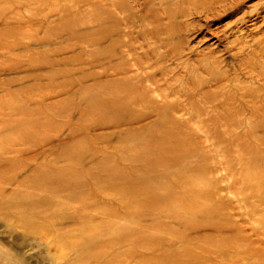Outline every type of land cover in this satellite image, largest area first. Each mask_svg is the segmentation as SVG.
Wrapping results in <instances>:
<instances>
[{"label": "rangeland", "instance_id": "obj_1", "mask_svg": "<svg viewBox=\"0 0 264 264\" xmlns=\"http://www.w3.org/2000/svg\"><path fill=\"white\" fill-rule=\"evenodd\" d=\"M125 78L114 92L135 89V105L99 111L97 87ZM163 121L184 158H116ZM72 167L120 173L31 193ZM160 200L175 211L141 208ZM84 245L103 258L81 260ZM231 245L264 264V0H0V264H215Z\"/></svg>", "mask_w": 264, "mask_h": 264}, {"label": "bare ground", "instance_id": "obj_2", "mask_svg": "<svg viewBox=\"0 0 264 264\" xmlns=\"http://www.w3.org/2000/svg\"><path fill=\"white\" fill-rule=\"evenodd\" d=\"M68 26L71 27L70 25H68ZM64 27H65V25H64ZM70 30H71V28H70ZM44 61H45V63L48 62L46 60H44ZM47 64H50V63H47ZM128 81H130V80H126V78H125V80H122V81L115 80V81H109L105 84H100L97 87L98 88L97 89L98 92L96 93L97 95H94L92 97L93 102L99 103L100 107L98 108V110L99 111H104V110L116 111V110H119L122 105L133 106L134 102L136 101L135 97H137L134 95L137 91H134V93H133V90H135V89H131L132 91L127 89L126 91H123L121 93L114 92L116 89L121 91L122 90L120 88L121 83L127 84ZM129 87L131 88V86H129ZM122 88L125 89V87H122ZM104 94H107L108 97L105 99H102L100 101L99 98H104ZM138 97H140V95ZM97 99H99V101ZM11 107L7 106V104H6V106H2L1 108L4 110H8ZM12 108H15V107H12ZM160 110L163 111L161 108H160ZM19 113H20L19 115L21 116L20 119L25 121L23 123H26L25 127H27V124L28 125L33 124L32 127H34V128L40 127L38 121H32V120L26 119L25 116H29L27 110L20 107ZM166 119L169 120V118H166ZM22 120L20 121L21 122L20 125L22 124ZM163 122L164 123H159L158 125H155L152 128L149 127L150 129H148V131H147L148 135L146 136L147 137L146 142L138 144L136 146H133L129 150L127 149V151L126 150L121 151V152L119 151L116 158H118L119 161H124V160H128V157L130 156V155H126V154H132V156H133L132 159L139 160L142 162V170L143 171H147V170H149V168L153 169V170L157 169V168L165 170V169H167L168 165H170V163L178 162L182 158H184V156L187 154L186 149H188V147L184 144L186 142V140H184L185 136L182 135V133H180L179 131H176L178 128L174 130L172 128L173 125L170 127L167 124H165V121H163ZM166 123H168V122H166ZM129 124H131V123L129 122ZM29 130H30V128H29ZM19 132L24 133L25 136L26 135L28 136V134H29L27 131H21V129H19ZM173 137L175 138L174 140H176L174 147H172V145H170V143H169V139L170 138L173 139ZM175 149H177V150H175ZM73 150L76 151L75 148L74 149L72 148V149H69L67 154L68 155L74 154ZM72 156H74V155H72ZM72 156L70 155L69 157H72ZM81 163H82L81 161H78L76 169L79 168ZM103 169L100 170L99 175H96V176L94 175L95 172H93V171L91 172V171H85V170L82 171L81 170L82 173H77L75 171L74 167L68 168L66 170H56V171L54 170L53 172H50V173H45V174L41 173L38 177L32 179L31 183H33V186L37 182H41V181L45 182L46 184H48V183L54 184V182L56 180H58V182H57L58 184L63 183V182L67 183L66 181L71 180V179L79 181L81 179L80 176H82V177H85L86 179H88L89 183L93 186L94 183L96 184V183H101V182H108L113 175L120 173V170H118L117 168H115V169H108L107 168L106 170H103ZM124 172H125L126 177H129L130 174L133 173L132 170H128V169ZM129 186L136 192V194L145 195L147 197H152L153 193L151 192L150 184H144V183L138 182V184L136 186L133 185L134 187L131 185H129ZM168 187L174 189L176 186L172 183V184H169ZM44 189L49 191V192H53V190L51 191L50 189H47L45 187V185H40L37 183L34 186L33 191H31V193L35 194V195H39L45 191ZM127 189H128V186L126 188H124V187L118 188L117 187V188H114L113 190L115 192H121V191L124 192ZM260 189H262V188L260 187ZM52 194H50V197H52ZM130 202H131V200H129L126 205L128 206V204H130ZM173 205H174V203H171V202L165 203L164 201L160 200L159 202L149 203V205L142 206L141 208L143 210H150V211L152 210L154 212L161 214L164 211H172V212L175 211V209H173V208H175ZM196 208H198V207H196ZM207 212L214 213L216 211H212L209 209V210H207ZM33 216L34 215L31 216L32 218L30 217L31 222H38V218L33 217ZM229 247L233 250V252L236 253V255L233 258H231V257H229V255L225 251L226 247H221V246L217 247L215 250L216 255L218 254V256L221 257L222 261H221V263H215V264H240L243 261V260L240 261L241 253H240L238 247L233 246V245H231ZM74 249H76V248H74ZM78 250H79V248H78ZM207 251L208 250H206V252ZM101 254L102 253H100L99 251L93 252L91 250L90 246L85 247V245L83 248H80V250H79V258L81 260L82 259H84V260L90 259L91 261L94 260V261L99 262L100 261L99 259L103 258ZM119 255L120 254L114 255V257L111 260L106 261L107 262L106 264H118V261H119V263L123 262V261L119 260ZM77 258H78V256H77ZM161 258H163V260H167V254L163 253ZM97 262L94 264H100ZM244 262H246V261L244 260ZM76 264H79V263H76ZM91 264H92V262H91Z\"/></svg>", "mask_w": 264, "mask_h": 264}]
</instances>
